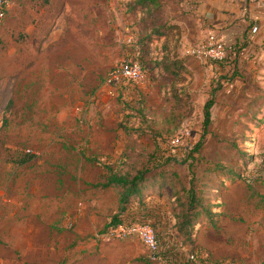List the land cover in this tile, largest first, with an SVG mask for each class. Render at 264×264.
Returning <instances> with one entry per match:
<instances>
[{
    "label": "rangeland",
    "instance_id": "obj_1",
    "mask_svg": "<svg viewBox=\"0 0 264 264\" xmlns=\"http://www.w3.org/2000/svg\"><path fill=\"white\" fill-rule=\"evenodd\" d=\"M203 1L163 0L154 15L136 0L13 1L0 24V264H164L137 238H97L120 208V191L101 186L110 169L151 155L197 186L206 168L227 167L205 185L216 214L194 227L193 246L181 239L186 252L264 264V34L254 36L264 20L228 73L193 49L217 31L230 44L246 20L198 16ZM137 56L146 81L106 87L111 68ZM175 58L178 76L162 66Z\"/></svg>",
    "mask_w": 264,
    "mask_h": 264
},
{
    "label": "trees",
    "instance_id": "obj_2",
    "mask_svg": "<svg viewBox=\"0 0 264 264\" xmlns=\"http://www.w3.org/2000/svg\"><path fill=\"white\" fill-rule=\"evenodd\" d=\"M135 4L154 15L160 11L163 0H136ZM173 25V27L169 26V29L177 27L175 24ZM164 28L166 27L164 26ZM230 44L232 49L229 57L225 61H213L216 65L224 67L227 62L237 60L246 45L245 43L236 44L233 42ZM184 65L185 63L180 59L175 58L171 65L164 64L162 66L165 70L173 71V76H178L181 69L185 67ZM145 67L149 76V68L146 64ZM232 79L226 78L227 81H232ZM214 104L215 99L212 97L204 107V134L194 147L196 151L201 149L204 138L209 132L208 127L212 121L211 110ZM143 141L146 144L149 142L148 139H143ZM34 157V154L27 152L17 160V163L20 165L29 163ZM132 163L134 164H131L124 173H114L110 169L106 181L101 184L103 188L115 187L120 191L119 211L112 216V220L107 224L105 230L121 224L147 223L154 228L160 247L159 258L164 260L166 264H189L192 262L207 264V261L222 264L221 262L225 260L213 261L209 258L205 259L207 261L203 260L200 258V253L203 252L194 247L192 252H186L181 239H187L184 243L193 246L195 241L192 239L194 227L213 221V216L216 214L214 210L216 198L211 195L212 192H208L207 188L211 175H219L222 171H227V167L218 164L215 168H206V176H202L200 179L202 186H197L195 176L189 179L183 178L177 170L167 168L169 162H163L154 155L148 156L147 159L140 162L134 160ZM232 168L231 166L229 171H232ZM226 177L231 178L233 176L226 175ZM226 177L224 176V178ZM168 190H171V203L165 200V194L168 193ZM153 194H157L159 200L147 201L148 196ZM173 220H175L174 226H172ZM191 254H196L198 260H193L190 257Z\"/></svg>",
    "mask_w": 264,
    "mask_h": 264
},
{
    "label": "built area",
    "instance_id": "obj_3",
    "mask_svg": "<svg viewBox=\"0 0 264 264\" xmlns=\"http://www.w3.org/2000/svg\"><path fill=\"white\" fill-rule=\"evenodd\" d=\"M14 0H0V24L5 20L7 10ZM255 26L253 31H257ZM222 31L210 32L194 49L193 53L201 58L211 61H225L231 52L232 45L228 44L222 37ZM148 70L141 56L122 59L118 64L111 68L105 78L106 87L112 91L114 87L122 85H139L146 81ZM137 238L145 246L149 252L150 259L156 262L166 264L164 260L159 258V242L156 237L154 228L147 223L133 222L130 224H121L111 226L107 230L98 235L106 243H114L126 238ZM193 260H198L196 254H191ZM200 258L206 259L205 254L200 253ZM207 261V260H205ZM207 264H215L207 261ZM222 264H235L231 261H222Z\"/></svg>",
    "mask_w": 264,
    "mask_h": 264
},
{
    "label": "crops",
    "instance_id": "obj_4",
    "mask_svg": "<svg viewBox=\"0 0 264 264\" xmlns=\"http://www.w3.org/2000/svg\"><path fill=\"white\" fill-rule=\"evenodd\" d=\"M250 9L246 10L247 15H245L246 11L241 9L242 2L241 0H236V2L230 3V0H204L201 4H196L192 6V10L198 16L206 15L209 19L218 18L223 19L224 17H235L236 15H241L245 18L246 22L241 25L240 30L236 32V40H232L233 43L242 44L246 43V48L250 49V38L253 37V28L254 26H258L259 20H264V0H250ZM199 3V2H198ZM245 3V2H244ZM251 25V26H250ZM259 31V30H258ZM264 34V29L261 28L256 36ZM246 37V39H245ZM245 48V49H246ZM238 57L235 61H229L225 64L224 67H221L225 70V72L232 73L237 69L238 66L242 64V59L240 60ZM159 199L157 194H153L148 196L147 201H156ZM175 222V220H173Z\"/></svg>",
    "mask_w": 264,
    "mask_h": 264
}]
</instances>
